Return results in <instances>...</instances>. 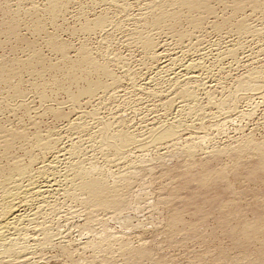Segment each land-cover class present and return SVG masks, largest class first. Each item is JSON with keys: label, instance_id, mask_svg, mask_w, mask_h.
Here are the masks:
<instances>
[{"label": "rangeland", "instance_id": "rangeland-1", "mask_svg": "<svg viewBox=\"0 0 264 264\" xmlns=\"http://www.w3.org/2000/svg\"><path fill=\"white\" fill-rule=\"evenodd\" d=\"M30 1L19 0L18 2V0H0V22H2L5 18L8 19L10 17L9 20H4L6 27H4L5 24L3 22L0 23L4 24V26L0 25V30L2 31L3 28H6V30L3 29V31H7V23L8 21L11 22V18L14 16V20H16L15 22L18 24L17 26H20L17 27V31L19 33L16 31L18 35H15V38L13 36L10 37L11 35L6 32L0 33V43L2 42L0 44V67L5 64L6 66L3 67L7 68V65H11V61L15 60L14 62L16 63L14 64L13 62V65H11V67H8H19V70L16 71L20 72L18 73V75H15V69L14 71L13 69H11V72L13 71L14 74L10 75L9 73V76H6L7 78H5L7 81L4 80L8 83L5 84L0 82V133L2 132L0 134V137L4 136V131L5 133L6 131H17L23 132L27 140V142L25 141L26 143L23 142L24 144L21 141H15L12 149L10 150L11 152L9 151L8 155L6 154L4 156L1 149L0 166L3 167L4 165V167H7L12 159H15V157L21 158L20 160H22L24 163H27V150L29 149L32 153H34V156L36 155L38 158H41L42 156L38 151L30 148V146L32 145H30L28 140L32 141L35 134L37 135L41 133L42 136L53 134L54 136L52 137H55L53 140L57 141V150L69 146L71 142L80 144L82 152L80 153L81 155L78 156L79 159L86 163V165L94 164L95 167L97 165V167L102 168L104 173L106 174L105 179L107 181V184L109 186H115L116 184H119L116 186L118 188L120 187V190L122 192H120L121 194L119 193L120 197L121 195H123L124 198H122L123 196L121 198L123 201H125L123 202L124 204L121 206V208L117 210L107 208L98 209L96 213L94 212L95 210L92 211V213L94 212L93 216L95 215L93 218V216H90L88 211H86V209L82 207L79 200L69 201V199L64 200L63 197H60L59 195V198L56 196L54 199H51V201H54L58 198L57 202L59 203L60 208L51 207L49 211L52 212L54 210V213H50L48 211L49 213L47 212V214L45 215H48V217L44 216L43 218L45 220L42 219L43 225L46 227L48 226L47 230L49 231V243L43 241V236L40 233H37L38 236L36 235L35 238L38 237L39 239L37 238L38 240L36 239V241L34 240L30 243H27V245L29 244L31 246L28 245V251L30 250L28 252V254L30 253V255L28 256L30 257V259H27L29 257H25L26 260L30 263L32 261V264H264V156L256 153L252 149H245V146H242V144L246 140H250V142L257 145H264V96H262L264 95V91L262 89L258 93L253 94L256 95L255 97L251 93H248L250 96L248 94H245L246 96H249V98L246 96H244L245 98L242 97L243 100L240 99V103H238V101L236 103V107L238 106L239 108L237 107V110L229 112V114H225L226 111H222L223 113L221 111L217 112L216 108L213 106H209V104H206L207 102L205 100V97L203 98L204 93L207 91L208 93L213 94V100L219 102L224 97L226 98V96L231 93L230 91H234V87H236L235 83L237 82V80H239L238 77L241 78L252 69L264 67V53H260L259 49L264 45V13H252L249 10H245V12H243L244 14H242L241 16L239 15L240 17L238 19H243L245 17L246 19H249V22L253 27L257 29L259 28V30L261 31L263 29V32H261V34L257 37H246L248 39H245L244 36L241 37L240 43L243 42L244 44H241L243 46H241L243 52H241L239 56L240 65H231L230 61L226 59L224 61L217 60L219 62V65L215 64L217 62V51L220 52L228 45L233 44V42L236 41L235 35L228 33L225 34L224 31H222L224 33H221V35H218V33H215V30L212 28L213 23H210V19H207L206 22L204 21L203 31L202 33H198L199 35H201L199 38L200 41H198L200 44L199 46L203 49L202 53L204 52L205 54L203 65L205 66L207 76H202L205 78H203V81H201L202 83H196V86H201L197 92V97H199L197 99V104L200 102L199 104L201 105L202 103L203 108L199 104V106L197 104L196 106L198 107V111L200 109L203 110H200L201 114H198L197 111H193L195 114L192 112V114L190 115L189 113L184 112V115L186 113V116H183V113L179 112V109L177 108V103H174V106H172V108L170 109L172 112L163 108L165 107V103L163 102L173 97L171 96L172 94L170 93V90H168L170 89V85L161 78L157 83H151V80L149 79H151V77H153L155 74L154 66H156V64L153 60L145 59L146 57L143 56L141 50L137 48V46H134L135 44H133L128 37L130 31H132V28H134V19L142 9V0H139L137 2L133 0H127L130 3V8L128 9L127 13L124 14L123 12L113 7L108 8L109 5L105 2H102L99 5V3H93L94 1L92 0H61L62 2H64L63 5H65L66 7L65 9L63 8L64 11H62L59 16H56L57 18L55 17L56 20L55 18H51L50 15H46L48 13L46 12V1L44 2V0H32V3ZM213 3L211 4L214 12L216 10L217 15H224L225 11L222 9V5H219L218 3L215 4V2ZM34 9L37 10V13H35ZM15 11H20L21 13L17 12L14 15ZM23 11L25 13L27 11V14H30V17H32V19L29 18L27 14L25 16V13ZM30 11L31 13L34 11V15H31ZM18 13L20 14L18 17H16ZM2 14H4V16ZM21 16L22 19L20 20ZM84 16L87 17L85 18ZM101 16L108 17L109 22L111 23L108 24L110 26H108L109 28L114 27L111 25H115V23L117 24L120 22L123 26V29L111 28V30L106 27V30L104 29L103 31H96L92 34L87 35L86 33L84 34V32L82 33L83 30L81 31L82 28L80 26H82L85 21H90L91 19L94 20L97 17ZM133 16L136 17L134 18ZM33 17H35L36 22L34 21ZM16 18H19V21ZM37 19L41 22H44L37 24L44 27L42 28L44 29V32H41L40 35L39 33L37 34V32H33L35 31V29H33V26H35L33 22L37 23ZM51 23H53V25ZM183 29H185V27H183ZM46 32L48 35L46 34ZM194 34L195 33H193V35ZM54 35L56 36V39L59 43L67 46L65 47V49L68 53L66 59L68 63H75V60L78 57L77 52L84 45L86 48H88L92 57H95L96 61H98L99 59L98 62L100 63H107L108 56L111 57L110 59H112V57H118L120 59V62L122 61V63H124V65L122 63L112 64L110 61L107 63L109 71L114 74V76L118 77L120 81L117 87L118 89L116 88V96H113L115 98L109 97V99L105 97L102 99V103H100L99 99L102 98V95H99L98 99L96 98L92 102L90 101L88 103V101H82L78 109H74L71 107V104L68 102V98L66 95L67 90L75 93L79 88H83L85 86V82L83 80H79L77 84L68 83L69 81L65 77V75H67V71L69 70L68 67L70 68L71 64L69 63V65L66 61H63V59L60 58L59 54L52 50L50 46H48V43L45 42V39H48L51 36L53 37ZM154 37L153 38L155 40H158L157 42H165L167 45L169 44L170 46L168 45L167 47L168 49L172 50L173 53L179 52V49H175L172 41H170V39L166 37L165 33L157 34ZM196 37L198 39L199 36ZM101 38L105 39L106 41L102 40ZM127 38L129 39V41H131L132 46ZM242 39L245 40L243 41ZM29 44H31L32 48H35L33 49V52L34 50H36V54L37 52H39V54L42 55L41 57L39 54H37L41 57V60L44 59L45 65L42 63V60L38 63L37 66H35L37 62L33 60V57H31L32 59L29 58V56L32 55V53L30 54L32 48ZM27 48H31V51ZM180 54L181 53H179V55ZM246 56H249L252 61L250 60L246 63ZM25 58H28L27 60L29 61V63L31 61V63L29 64L26 61L28 63L26 64L24 61L26 60ZM182 58L184 59V57ZM182 58L180 57L179 60L184 62ZM17 61L19 62L18 64ZM21 61H24L23 63L26 64L28 68L31 65L30 70H27L26 72V66L22 64ZM52 63L53 65H51ZM66 63L67 66H65ZM180 63L181 62H176L174 68L178 69ZM19 64H21L22 67L24 65V68H22L24 69V71L20 70L21 65ZM40 64L41 66L44 65L45 69H41L44 66L40 67ZM48 64H50L51 66L55 65L58 68H52ZM120 64L123 65L122 67L124 69L121 68ZM46 65L49 67H47ZM220 65L223 66V70L221 67V69L219 68ZM231 66L232 68H229ZM46 67L49 68V70ZM66 67L67 71H65ZM34 68H36L37 70ZM38 69L40 70L39 73H37ZM46 69L48 70V72L51 71L49 72L50 75L48 74V72H46ZM56 69H58L59 71ZM125 69H128V72H130L134 76V78H136L135 81L137 85H141L143 82L148 83L149 86H147L146 88L150 90H136L135 88L134 90L130 84V81L122 75V70ZM33 70L35 71V73ZM41 70H43V72H41ZM52 70L55 72H52ZM63 70L66 72L65 74H62L64 73ZM216 70H219L220 72ZM210 73L212 75H210ZM117 74L120 76H118ZM11 76L15 77L13 78ZM91 76L92 80H96V75ZM53 77L56 78V82L54 81L55 79ZM222 78H224L225 81ZM100 79H102V81L104 80L103 82L106 81V79L101 76ZM231 82L234 84H232ZM57 83L60 84V87L57 85ZM149 83H151L152 85ZM61 84L63 86H61ZM14 85L16 86V89L18 88L17 90H19V93L22 91V94L20 93L21 95H18L19 97L15 96L13 92H11L13 91L12 89H14ZM51 87L53 88L51 89ZM204 89L206 91H204ZM41 92L46 96V101L45 99H43L44 102L39 99ZM146 92L147 94H144ZM260 93L261 95H259ZM125 94L129 95L127 96ZM13 95L15 96V98L12 97ZM259 96L262 97L260 98ZM93 109L100 112L99 113L96 111V118H98V120L100 119L99 121H109L110 123L112 122L110 126L112 127L111 132L118 130L123 131L125 129L124 132L127 131L126 134L128 133V135L135 137L137 141L139 140V142L134 143L135 145L133 144L126 148L125 152L127 151L128 153H125L127 155L124 154V159L113 156L114 153L108 150H101L100 147L98 148V144L96 143L97 141L95 140V138H93V136L96 135L101 126H99L100 122L98 123V120L96 118L92 119V117L88 114L91 113ZM54 110H59L61 113V116H59V118H57L58 116H56L57 119L54 118ZM204 111L207 113H205ZM165 112L167 114H165ZM80 113H84L82 114L83 116L81 121L85 122L87 124L85 125L89 127H86L87 132L92 130L87 133L88 135L86 133H80L79 131H76L77 133L74 132V134L69 130L70 128L68 125V119L72 121L76 117V115H81ZM179 114H181L182 117H180L181 115ZM187 115L189 116L187 117ZM196 116L198 117L197 120ZM171 117L177 119L181 118L183 120H180L181 122L185 124L187 122L188 124H186L187 127H185V129L182 130L181 133H179L180 137L177 138L175 146H168L165 149H156L155 147H152V149L149 145L146 147H138V145H141L145 142V139L149 135V130H151L154 125L162 126V123L165 124L168 120L172 119ZM199 119L201 121H198ZM81 121L80 123H82ZM197 121L200 123V125ZM203 125L206 127H204ZM201 133L203 135H201ZM89 136L93 138V140ZM198 136L208 137H205V139H203L202 141L197 142L195 140L198 138ZM195 137L197 138L195 139ZM206 138L209 139V141ZM178 139L181 141H179ZM94 140L95 143H93ZM203 142H205L206 144ZM190 143L194 146L196 145L194 148L195 154L193 158H187L186 155L180 153L183 149L190 146ZM25 144H27L28 146H26ZM20 145L23 146L20 147ZM215 147L216 150L218 149L217 151H223V153L213 154V152H217L216 150H214ZM166 149L169 150L167 151ZM212 149L213 151H210ZM240 150H242V152L240 153L241 155L238 156L237 153ZM211 152L212 154L210 155ZM90 153L92 154V157ZM155 153L157 156L155 155ZM95 154L98 157L95 156ZM105 155L108 156V158L104 157ZM43 157L46 158L47 156L44 155ZM104 158L109 159V162H107L108 164L106 163ZM218 170H222L223 172ZM217 174L219 176L221 175L222 178L219 176V178H215L217 177L215 176ZM202 175L204 177L209 176V179L212 180L208 181V178L204 179ZM125 178H127L128 180H125L126 183L123 182V184L121 181ZM201 181L203 182V185L202 183H200ZM88 217L90 218L89 221ZM172 217L174 220H176L175 217H177V219L179 220H176L177 222L175 221L176 223H174L173 220H171ZM86 221L88 223H86ZM168 222L171 224L170 226ZM44 223H46L47 225H45ZM174 225L175 227H173ZM251 225L256 227L257 229L253 228ZM248 226L252 227L251 232L249 231L250 228ZM169 227L172 228L170 229ZM106 236H109L110 239H108L109 244L104 246L105 242L103 241V239ZM123 248H127L128 252ZM133 254H135V256H133Z\"/></svg>", "mask_w": 264, "mask_h": 264}, {"label": "bare ground", "instance_id": "bare-ground-1", "mask_svg": "<svg viewBox=\"0 0 264 264\" xmlns=\"http://www.w3.org/2000/svg\"><path fill=\"white\" fill-rule=\"evenodd\" d=\"M30 1V0H27ZM47 2V7H46V12H48L46 15H50L51 18H55L56 16H59V14L64 11L63 8L65 9V5H63L64 2H62L61 0H44V2ZM75 1V0H74ZM94 1L93 3H102L105 2L109 5L108 8L113 7L115 9H118L119 11L124 13H127L128 9L130 8L129 5V1L127 0H92ZM133 1H139V0H133ZM2 2V1H1ZM19 2V0H18ZM32 3V0L30 1ZM68 2V1H67ZM73 2V1H72ZM90 2V1H89ZM142 9L139 12V14L137 15V17L134 18V28H132V31H130L128 37L130 38V40L132 41L133 44H135L134 46H137V48H139L141 50V52L143 53V56H145V59H149V60H153L154 63L156 64V66H154L155 68V74L153 77H151V83L153 84V82H158V80L163 79L165 82H167L170 85V93L172 94L171 96H173L171 99L166 100L164 104L166 110H170L172 108V106H174V103H177V108L179 109V112L183 113V116H186V113L184 115V112H187L190 114H192L193 111H197L198 114L200 112V110L202 111L203 109H200L198 111V107L196 106L197 104V99L199 97H197V92L200 89V85L196 86V83H199L201 81H203L202 77L203 75L207 76V72L205 69V66L203 65V60L205 58V54L204 52L202 53L203 49L202 47H200L199 45V38L201 35H199L198 33H202L203 31V24L204 21L206 22L207 19H210V23H213L212 28L215 30V33L217 32L218 35L221 33H228V34H234L235 35V39L236 41L233 42V44L228 45L227 47H225V49L221 50L220 52L217 51V58L216 61L218 60H229L231 65H236L239 64V56L240 53L243 52L242 51V43H240V39L241 37H245V39L248 38H254L257 37L261 34L262 31L259 30V28H255L253 27L250 22L249 19H246L245 17L242 19H238L242 14H244L243 12H245V10H249L252 13H256V12H260L262 14V12L264 13V0H142ZM215 2L218 3L219 5H222V9L226 12H224V15H217L216 14V10L214 12L212 4ZM17 3V2H16ZM69 3V2H68ZM104 3V4H105ZM135 3V2H134ZM1 4V3H0ZM92 4V3H91ZM137 4V3H136ZM140 4V3H138ZM214 4V3H213ZM25 5V4H24ZM36 5V4H35ZM71 5V4H70ZM90 5V4H89ZM96 5V4H95ZM15 6V5H14ZM107 6V5H106ZM10 7V6H9ZM29 7V6H28ZM38 7V6H36ZM81 7V6H80ZM86 7V6H85ZM95 7V6H94ZM98 7V6H97ZM133 7V6H132ZM139 7V6H138ZM18 8V7H17ZM26 8V7H25ZM68 8V7H67ZM105 8V7H104ZM107 8V7H106ZM2 9V8H1ZM8 9V8H7ZM16 9V8H15ZM32 9V8H31ZM43 9V8H42ZM41 9V10H42ZM84 9V8H82ZM112 9V8H111ZM25 10V9H24ZM29 10V9H28ZM35 10V9H34ZM78 10V9H77ZM136 10V9H135ZM32 11V10H31ZM30 11V13H31ZM39 11V10H38ZM67 11V10H66ZM80 11V10H79ZM104 11V10H103ZM108 11V10H107ZM106 11V12H107ZM20 12V11H17ZM15 11L14 15L17 13ZM24 12V11H23ZM34 12V11H33ZM33 12L31 13V15H34ZM109 12V11H108ZM117 12V10H116ZM131 12V11H130ZM221 12V13H223ZM4 13V12H3ZM21 13V12H20ZM16 15V17L19 16V14ZM25 13V12H24ZM23 13V14H24ZM29 13V12H28ZM35 13H37V10H35ZM83 13V12H82ZM250 13V14H252ZM13 14V13H12ZM27 14V11L25 13V16ZM84 14V13H83ZM104 14V12H103ZM113 14V13H111ZM122 14V13H121ZM130 14V13H129ZM127 14V15H129ZM246 14V13H245ZM4 16V14H2ZM13 15V16H14ZM108 15V14H107ZM116 15V14H115ZM114 15V16H115ZM118 15V14H117ZM131 15V14H130ZM240 15V16H239ZM257 15V14H256ZM264 15V14H263ZM24 16V15H23ZM27 16H29V18L32 19V17H30V14H27ZM36 16V14H35ZM39 16V15H37ZM64 16V15H63ZM100 16V15H99ZM244 16V15H243ZM7 17V16H6ZM15 17V16H14ZM11 18V22L8 21V29L7 31H3V29L6 30V28H3L2 31L0 30V33H8L9 35H11L10 37H14L15 35H18L16 33L17 31V26L18 24L15 22L16 20H14L15 18ZM48 17V16H47ZM85 17V16H84ZM87 17V16H86ZM85 17V18H86ZM110 17V16H109ZM117 17V16H116ZM130 17V16H129ZM248 17V16H247ZM257 17V16H256ZM10 18V17H9ZM6 19V20H9ZM28 18V17H27ZM34 21H35V17ZM39 18V17H38ZM57 18V17H56ZM55 18V20H56ZM59 18V17H58ZM84 18V19H85ZM114 18V17H113ZM112 18V19H113ZM122 18V17H121ZM127 18V17H124ZM4 19V20H5ZM17 20L19 18H16ZM22 19V16L20 18V20ZM24 19V18H23ZM79 19V18H78ZM94 19V18H93ZM117 19V18H116ZM264 19V18H263ZM4 20L2 21L4 23ZM38 20V19H37ZM52 20V19H51ZM50 20V21H51ZM83 20V19H82ZM92 20V19H91ZM85 21V23L80 26L82 29V33L84 32V34L86 33L88 34H92L95 33L96 31H103L106 27L109 28L110 26L108 24H111L109 22L108 17H97L96 19L92 20V21ZM119 20V19H118ZM131 20V19H130ZM19 21V20H18ZM33 21V20H32ZM40 21V20H38ZM35 23V26H33V29H35V31L33 32H37V34L41 32H44L41 25H37L40 23H44V22H38ZM113 21V20H112ZM0 22V23H2ZM10 22V23H9ZM26 22V21H25ZM54 22V21H53ZM217 22V23H216ZM21 23V22H20ZM32 23V22H31ZM55 23V22H54ZM5 24V23H4ZM4 24H0L3 25ZM26 24V23H24ZM53 25V23H51ZM123 24V23H122ZM23 25V24H22ZM43 25V24H42ZM56 25V24H55ZM81 25V23H80ZM209 25V24H208ZM2 26V27H3ZM109 26V27H108ZM114 27L111 28H115V29H120L123 26L121 25V23H115V25H111ZM6 27V24L5 26ZM125 27V26H124ZM183 27H185V29H183ZM1 28V27H0ZM109 28V29H111ZM32 29V28H30ZM123 29V28H122ZM261 29V27H260ZM20 30V29H19ZM106 30V29H105ZM112 30V29H111ZM130 30V29H129ZM121 31V30H120ZM119 31V32H120ZM224 31V32H222ZM18 32V31H17ZM105 32V31H104ZM206 32V31H205ZM19 33V32H18ZM127 33V32H126ZM164 34L166 35L167 38L170 39V41H172L173 45L175 46V49H179L178 53H173L172 50L168 49V45L165 42H157L158 40H155L156 38L154 37L157 34ZM193 33L198 34V35H193ZM7 34V35H8ZM45 34V33H44ZM47 34V32H46ZM110 34V33H109ZM123 34V33H121ZM212 34V33H211ZM1 35V34H0ZM6 35V34H3ZM8 35V36H9ZM48 35V34H47ZM82 35V34H81ZM97 35V34H96ZM217 35V34H216ZM43 36V35H42ZM55 36V35H54ZM54 36L49 37L48 39H45V42L48 43V46H50V48L52 50H54L56 53L59 54L60 58L63 59V61H66L67 59V50L65 49V47H67L66 45L64 46L63 44L59 43L56 39V36L54 38ZM90 36V35H89ZM110 36V35H109ZM196 36H199L198 39ZM205 36V35H204ZM84 37V36H83ZM105 37V36H104ZM107 37V36H106ZM155 39H154V38ZM165 37V36H164ZM248 37V38H246ZM262 37V35H261ZM7 38V36H6ZM15 38V37H14ZM43 38V37H42ZM94 38V37H93ZM259 38V37H258ZM256 38V39H258ZM4 39V38H3ZM85 39V38H83ZM102 39V38H101ZM125 39V38H124ZM128 39V38H127ZM167 39V40H169ZM194 39V40H193ZM234 39V40H235ZM244 39V40H245ZM14 40V39H13ZM16 40V39H15ZM18 40V39H17ZM22 40V39H21ZM47 40V41H46ZM88 40V39H87ZM104 41H106L105 39H102ZM101 40V41H102ZM110 40V39H108ZM107 40V41H108ZM199 40V41H198ZM206 40V39H205ZM243 40V39H242ZM243 40V41H244ZM252 40V39H250ZM260 40V39H259ZM10 41V40H9ZM86 41V40H85ZM99 41V42H101ZM118 41V40H117ZM129 41V39H128ZM131 41L130 44H131ZM256 41V40H254ZM17 42V41H16ZM19 42H20V38H19ZM202 42V41H201ZM207 42V41H206ZM252 42V41H251ZM2 43V42H1ZM0 43V44H1ZM5 43V42H3ZM22 43V42H21ZM212 43V42H211ZM89 44V43H88ZM104 44V43H103ZM205 44V43H204ZM210 44V43H209ZM208 44V45H209ZM244 44V43H243ZM259 44V43H258ZM31 47V44H29ZM28 45V46H29ZM101 45V44H100ZM107 45V44H106ZM115 45V44H114ZM126 45V44H125ZM221 45V44H219ZM218 45V46H219ZM248 45V44H247ZM34 46V45H33ZM105 46V45H104ZM132 46V44H131ZM170 46V45H169ZM242 46V47H241ZM1 47V45H0ZM88 47V46H87ZM100 47V46H99ZM102 47V46H101ZM106 47V46H105ZM209 47V46H208ZM32 48V47H31ZM30 48V49H31ZM37 48V47H36ZM49 48V49H50ZM79 48V47H78ZM108 48V47H107ZM110 48V47H109ZM170 48V47H169ZM216 48V47H215ZM219 48V47H218ZM28 49V48H27ZM28 49V50H30ZM30 52V54L32 53L31 56H29V58L33 57L34 61H36V65H38L39 62H41L44 64V59H40L42 57V55L39 54V52H37L36 54V50H34L33 52ZM102 49V48H101ZM106 49V48H105ZM220 49V48H219ZM218 49V50H219ZM260 49V53H264V45L259 48ZM27 50V51H28ZM50 50V51H52ZM104 50V49H103ZM207 50V49H206ZM204 50V51H206ZM210 50V49H209ZM246 50V48H245ZM251 50V49H250ZM255 50V49H254ZM26 51V52H27ZM100 51V50H99ZM177 51V50H176ZM249 51V49H248ZM93 52V51H92ZM101 52V51H100ZM109 52V51H108ZM116 52V51H114ZM255 52V51H254ZM258 52V51H257ZM71 53V52H70ZM99 53V52H98ZM103 53V52H102ZM141 53V55H142ZM179 53H181L179 55ZM246 53V52H245ZM256 53V52H255ZM259 53V54H260ZM42 54V53H41ZM78 57L75 60V63H70L71 66L70 68L68 67V71H67V67L65 68V71H67V75H65V77L68 79V83L70 84H77V82L79 80H83L85 82V86L83 88H79L77 90V92H71L67 90V98H68V102L71 104L72 108H77L80 106L82 101H88V103L93 100H95L96 98L98 99L99 95H102V98L99 99V102L102 103V99L107 97H113L116 96V88L118 87L119 84V78L114 76V74H112L109 71V67H108V62L110 61L112 64L113 63H122V61L120 62V59L118 57H115L112 59H110L111 57L107 58V63H100L98 61L95 60V57L93 58L91 53L89 52L88 48L84 46H82L78 52ZM105 54V53H104ZM111 54V53H110ZM115 54V53H114ZM119 55V54H118ZM116 55V56H118ZM211 55V54H210ZM243 55V54H241ZM106 56V57H107ZM112 56V55H111ZM142 56V57H143ZM207 56V55H206ZM214 56V57H216ZM27 57V56H26ZM121 57V56H119ZM184 57V59L182 58L183 61H180L179 58ZM245 57V56H244ZM243 57V58H244ZM260 57V56H259ZM44 58V57H43ZM98 58V57H97ZM137 58V57H136ZM242 58V57H241ZM255 58V57H254ZM26 59V58H25ZM28 59V58H27ZM24 60L26 64L29 63L28 60ZM32 59V58H31ZM30 59V60H31ZM58 59V58H57ZM70 59V58H69ZM109 59V60H108ZM123 59V58H122ZM54 60V59H53ZM106 60V59H105ZM242 60V59H241ZM251 59L249 56H246L245 58V62H249ZM254 60V59H253ZM15 60L11 61V65H13L12 63ZM21 61L22 64H24ZM28 63H27V62ZM71 61V60H70ZM125 61V60H124ZM123 61V62H124ZM130 61V60H129ZM215 61V62H216ZM216 62V65H219V62ZM222 61V63H223ZM252 61V60H251ZM2 62V61H1ZM52 62V61H51ZM56 62V61H55ZM68 63V61H66ZM176 62H181L179 64V68L175 69L174 66L176 65ZM210 62V61H209ZM241 62V61H240ZM9 63V62H8ZM16 62H14L15 64ZM19 62L17 61V64ZM31 63V61H30ZM29 63V64H30ZM34 63V64H35ZM41 63V64H42ZM50 63V62H49ZM57 63V62H56ZM60 63V62H59ZM63 63V62H62ZM67 63L65 66H67ZM68 63V64H69ZM138 63V62H137ZM140 63V62H139ZM147 63V62H146ZM150 63V62H149ZM148 63V64H149ZM208 63V62H207ZM1 64V63H0ZM7 64V63H6ZM26 64H24L26 66ZM33 64V61H32ZM41 64L39 65L40 67L44 66ZM69 64V65H70ZM124 65V63H122ZM121 65V68H123ZM135 64V63H134ZM229 64V65H230ZM11 65H7L5 64L3 66H1L0 68V82L2 83H8L5 82L7 81L5 78H7L6 76L14 74L13 71L15 69V75H18V73L16 70H19L16 65L15 67L17 68H9L8 66L11 67ZM21 65V64H19ZM24 65L22 67L21 65V69L24 68ZM49 66L53 65V63ZM61 65V64H60ZM68 65V66H69ZM119 65V66H120ZM130 65V64H129ZM139 65V64H138ZM151 65V64H150ZM208 65V64H207ZM222 65V64H221ZM219 66V68L223 67V66ZM226 65V64H225ZM240 65V64H239ZM264 65V64H263ZM47 66V65H46ZM47 66V67H49ZM127 66V65H125ZM124 66V67H125ZM148 66V65H147ZM146 66V67H147ZM178 66V65H177ZM238 66V65H237ZM249 66V65H248ZM13 67V66H12ZM31 65L29 66V68L26 66L25 71L27 72V70H30ZM46 67V68H47ZM56 67L54 66H51ZM113 67V66H112ZM117 67V65H116ZM150 67V66H149ZM153 67V66H152ZM209 67V66H208ZM218 67V66H217ZM235 67V66H234ZM253 67V66H251ZM39 68V67H38ZM58 68V67H56ZM120 68V69H121ZM128 68V67H127ZM132 68V67H131ZM134 68V67H133ZM220 68V69H221ZM229 68H232L229 67ZM11 69H13V71L11 72ZM33 69V66H32ZM36 69V68H34ZM41 69H45V66ZM49 70V68H47ZM46 69V72H48V70ZM124 69V68H123ZM129 69V68H128ZM128 69L122 70L123 71V76L125 78H127L130 81V84L132 86V88L138 90H150L147 89L146 87L149 86L148 83H142L141 85H137L134 76L128 72ZM251 69V68H250ZM37 70V69H36ZM51 70V68H50ZM58 70V69H56ZM62 70V69H61ZM148 70V69H147ZM211 70V69H209ZM215 70V69H214ZM223 70V68H222ZM229 70V69H228ZM32 71V70H31ZM30 71V72H31ZM34 71V70H33ZM59 71V70H58ZM64 71V70H63ZM64 71L65 74L66 72ZM131 71V69H130ZM137 71V70H136ZM153 71V70H152ZM208 71V70H207ZM219 71V70H216ZM17 72V74H16ZM29 72V71H28ZM37 72V71H36ZM40 70L38 69L39 73ZM41 72H43V70H41ZM51 72V71H49ZM48 72V74H49ZM52 72H55L52 70ZM147 72V71H145ZM220 72V71H219ZM247 72V71H246ZM23 73V72H22ZM35 73V71H34ZM33 73V74H34ZM57 73V72H56ZM55 73V74H56ZM61 73V72H60ZM151 73V72H150ZM31 74V73H30ZM41 74V73H40ZM54 74V76H55ZM141 74V73H140ZM218 74V73H217ZM235 74V73H234ZM50 75V74H49ZM53 75V73H52ZM91 75H96L97 78L96 80H92V76ZM118 75V74H117ZM135 75V74H134ZM210 75H212L210 73ZM226 75V74H225ZM228 75V74H227ZM39 76V75H36ZM41 76V75H40ZM100 76L105 78L106 81L103 82L102 79H100ZM120 76V75H118ZM136 76V75H135ZM163 76V77H161ZM13 77V76H11ZM10 77V78H11ZM15 77V76H14ZM13 77V78H14ZM64 77V76H63ZM231 77V76H230ZM235 77V76H234ZM54 81L56 82V78L53 77ZM218 78V77H217ZM239 80H237V82L235 83L236 87H234V91H230L231 93H229L226 98L222 97L223 99H221L219 102L213 100V94L208 93L205 89L204 91H206L204 93L203 98L205 97L206 100V104H209V106H213L216 108V111H226L225 114H229V112L235 111L238 108L236 107V103L240 99H242V97L246 96L245 94H256L259 91H261L263 89L264 91V67L263 68H256V69H252L251 71L247 72L244 76H242L241 78L238 77ZM237 78V79H238ZM205 79V78H204ZM213 79V78H212ZM224 80V78H222ZM5 80V81H4ZM59 81V80H57ZM144 81V80H143ZM148 81V80H147ZM208 81V80H207ZM216 81V79H215ZM225 81V80H224ZM235 81V80H233ZM67 82V81H66ZM82 82V81H81ZM141 82V81H140ZM218 82V81H217ZM1 83V84H2ZM59 83V82H58ZM57 85L60 87V84ZM149 83V84H151ZM160 83V82H159ZM202 83V82H201ZM205 83V82H204ZM213 83V82H212ZM232 83V82H231ZM54 84V83H53ZM63 84V83H62ZM61 84V86H63ZM65 84V83H64ZM129 84V83H128ZM151 84V85H152ZM195 84V85H194ZM215 84V83H214ZM222 84V83H221ZM234 84V83H232ZM42 85V84H41ZM51 85V84H50ZM68 85V84H67ZM122 85V84H121ZM158 85V84H157ZM202 85V84H201ZM226 85V84H225ZM5 86V85H4ZM40 86V85H39ZM56 86V85H54ZM79 86V85H78ZM203 86V85H202ZM205 86V84H204ZM211 86V84H210ZM222 86V85H221ZM234 86V85H233ZM8 87V86H7ZM6 87V88H7ZM12 87V86H11ZM16 86L14 85V89H12L13 94L15 96L21 95L22 91L19 93V90H17L15 88ZM41 87V86H40ZM39 87V88H40ZM43 87V86H42ZM58 87V88H59ZM73 87V86H72ZM81 87V86H80ZM165 87V86H164ZM163 87V88H164ZM168 87V86H167ZM208 87V86H207ZM215 87V85H214ZM53 87H51L52 89ZM57 88V87H56ZM120 88V87H119ZM131 88V87H130ZM154 88V87H152ZM156 88V86H155ZM160 88V87H159ZM158 88V89H159ZM228 88V87H226ZM231 88V87H230ZM229 88V89H230ZM70 89V88H69ZM75 89V88H74ZM77 89V88H76ZM118 89V88H117ZM134 89V90H135ZM161 89V88H160ZM203 89V88H202ZM201 89V90H202ZM214 89V88H213ZM221 89V88H220ZM223 89V88H222ZM225 89V88H224ZM228 89V90H229ZM232 89V88H231ZM37 90V89H36ZM130 90V89H129ZM139 90V91H140ZM216 90V89H215ZM219 90V89H218ZM226 90V89H225ZM224 90V91H225ZM10 91V90H9ZM57 91V90H56ZM63 91V90H62ZM66 91V90H65ZM138 91V92H139ZM144 91V92H145ZM164 91V90H163ZM203 91V92H204ZM217 91V90H216ZM220 91V90H219ZM38 92V91H37ZM44 92V91H43ZM64 92V91H63ZM62 92V93H63ZM151 92V91H150ZM159 92V91H158ZM202 92V93H203ZM213 92V91H212ZM215 92V91H214ZM218 92V91H217ZM65 93V92H64ZM220 93V92H219ZM262 93V92H261ZM261 93L259 95H261ZM10 94V93H9ZM130 94V93H129ZM128 94V95H129ZM144 94H147L144 93ZM143 94V95H144ZM149 94V92H148ZM166 94V93H165ZM201 94V93H200ZM248 94V95H249ZM1 95V94H0ZM12 96L15 98V96ZM127 95V94H125ZM127 95V96H128ZM136 95V94H134ZM156 95V94H155ZM220 95V94H219ZM10 96V95H9ZM23 96V95H22ZM154 96V95H153ZM160 96V95H158ZM167 96V95H166ZM169 96V95H168ZM170 96V97H171ZM250 96V95H249ZM249 96H246L249 98ZM254 97L256 95H253ZM264 96V95H262ZM261 96V97H262ZM19 97V96H18ZM45 95L41 92L39 99L42 100L44 102L43 99H45ZM101 97V96H100ZM118 97V96H117ZM126 97V96H125ZM260 97V96H259ZM260 97V98H261ZM66 98V99H67ZM115 98V97H113ZM121 98V97H120ZM131 98V97H130ZM167 98V97H166ZM245 98V97H244ZM253 98V97H252ZM258 98V97H257ZM8 99V98H7ZM21 99V98H20ZM25 99V98H24ZM110 99V98H109ZM118 99V98H117ZM122 99V98H121ZM126 99V98H125ZM146 99V98H145ZM201 99V98H200ZM251 99V98H250ZM256 99V98H255ZM6 100V99H3ZM243 100V99H242ZM261 100V99H260ZM12 101V100H11ZM38 101V100H37ZM46 101V99H45ZM67 101V100H66ZM105 101V100H104ZM123 101V100H122ZM200 101V100H199ZM48 102V101H47ZM65 102V103H68ZM98 102V101H97ZM113 102V101H112ZM125 102V101H124ZM159 102V101H158ZM162 102V101H161ZM202 102V101H201ZM245 102V101H244ZM248 102V101H247ZM40 103V101H39ZM95 103V102H94ZM105 103V102H104ZM161 103V104H163ZM200 103V102H199ZM198 103V104H199ZM264 103V101H263ZM42 104V103H41ZM84 104V102H83ZM108 104V103H107ZM197 104V105H198ZM45 105V104H44ZM68 105V104H67ZM94 105V104H93ZM98 105V104H97ZM200 105V104H199ZM198 105V106H199ZM239 105V104H238ZM253 105V104H252ZM58 106V105H57ZM62 106V105H61ZM91 106V105H90ZM103 106V105H102ZM176 106V105H175ZM203 108V104L201 103L200 105ZM206 106V105H205ZM15 107V106H14ZM60 107V106H59ZM96 107V106H95ZM94 107V108H95ZM100 107V106H99ZM208 107V106H207ZM241 107V106H240ZM44 108V107H43ZM58 108V107H56ZM85 108V107H84ZM200 108V107H199ZM47 109V108H46ZM82 109V108H81ZM104 109V108H103ZM164 109V110H165ZM209 109V108H208ZM56 110V109H55ZM54 110V111H55ZM60 110V109H59ZM57 110L54 113L55 115V119L59 118V116H61L60 111ZM47 111V110H45ZM53 111V110H52ZM81 111V110H80ZM93 111V112H92ZM91 111V113H88L92 119L96 118V111L95 109H93ZM101 111V110H100ZM171 111V110H170ZM178 111V110H177ZM176 111V112H177ZM78 112V111H77ZM84 112V111H83ZM99 112V111H97ZM102 112V111H101ZM172 112V111H171ZM175 112V111H174ZM178 112V113H179ZM205 112V111H204ZM216 112V113H217ZM220 112V113H221ZM244 112V111H243ZM52 113V112H51ZM64 113V112H62ZM100 113V112H99ZM162 113V112H161ZM194 113V112H193ZM207 113V112H205ZM219 113V114H220ZM223 113V112H222ZM221 113V114H222ZM239 113V112H238ZM246 113V112H245ZM244 113V115H245ZM248 113V112H247ZM250 113V112H249ZM78 114V113H77ZM81 114V113H80ZM84 114V113H82ZM76 115V117L71 121L68 119L69 121V130L71 132H76L79 131L80 133H88L90 131L87 132V127L85 122H82V116L83 115ZM110 114V113H109ZM165 114H167L165 112ZM195 114V113H194ZM220 114V115H221ZM233 114V113H232ZM169 115V114H168ZM175 115V114H174ZM181 115V114H179ZM187 115V117L189 116ZM242 115V113H241ZM56 116H58L56 118ZM66 116V115H65ZM108 116V115H107ZM173 116V115H172ZM200 116V115H198ZM202 116V115H201ZM209 116V115H208ZM213 116V115H212ZM211 116V117H212ZM223 116V115H222ZM227 116V115H226ZM67 117V116H66ZM99 117V116H97ZM160 117V116H159ZM178 117V116H177ZM182 117V115L180 116ZM194 117V116H193ZM197 117V116H196ZM195 117V118H196ZM203 117V116H202ZM219 117V116H218ZM103 118V117H102ZM107 118V117H106ZM111 118V117H110ZM119 118V117H118ZM172 118V117H171ZM205 118V117H204ZM225 118V117H224ZM63 119V118H62ZM98 120V118H96ZM152 119V118H151ZM179 119V118H178ZM177 118H172L171 120H168L165 124L162 123V126H155L149 130L150 132L149 135L147 136V138L145 139L144 143H140L141 145H138V147H146V146H151L155 147L156 149H162V148H166V147H170V146H175L176 144V140L179 136V133L182 132V130L185 129L186 124L181 122L183 121L181 118L178 120ZM193 119V118H192ZM191 119V120H192ZM198 119V117L196 118V120ZM202 119V118H201ZM223 119V118H222ZM226 119V118H225ZM67 120V118H66ZM91 120V119H90ZM96 120V121H97ZM100 120V119H99ZM97 121L101 126L99 128V131L96 133V135L93 136V138H95V140L97 141L96 143L98 144V148L100 147L101 150H108L113 154V156H116L117 158H123L125 155V153H128L127 151L125 152L126 148H128L130 145H133L136 142H139V140L137 141V139H135V137H132L131 135H128V133L126 134V132H124V130H118V131H114L111 132V123L109 121ZM181 120V121H180ZM195 120V121H196ZM207 120V119H206ZM227 120V119H226ZM230 120V119H229ZM34 121V120H33ZM66 121V122H68ZM80 121L82 123H80ZM92 121V120H91ZM114 121V120H113ZM198 121H201L200 119ZM197 121V122H198ZM192 122V121H191ZM205 122V121H204ZM223 122V121H222ZM229 122V121H228ZM231 122V121H230ZM34 123V122H33ZM97 123V124H98ZM117 123V122H116ZM189 123V122H188ZM227 123V122H226ZM86 124V125H85ZM185 124V125H184ZM198 124L200 125V123L198 122ZM220 124V123H219ZM225 124V123H224ZM116 125V124H115ZM126 125V124H125ZM124 125V126H125ZM188 125V124H187ZM193 125V124H192ZM214 125V124H213ZM212 125V126H213ZM119 126V125H118ZM117 126V127H118ZM190 126V124H189ZM188 126V127H189ZM204 126V125H203ZM67 127V125H66ZM87 127V128H86ZM93 127V125H92ZM193 127V126H192ZM190 127V128H192ZM206 127V126H204ZM221 127V126H220ZM223 127V126H222ZM10 128V127H9ZM96 128V127H95ZM120 128V127H119ZM147 128V127H146ZM199 128V127H198ZM203 128V127H202ZM219 128V127H218ZM217 128V129H218ZM66 129V128H65ZM207 129V128H204ZM222 129V128H221ZM68 130V129H67ZM97 130V129H96ZM213 130V129H212ZM211 130V131H212ZM220 130V129H219ZM20 131V130H19ZM57 131V130H56ZM201 131V130H200ZM210 131V130H208ZM64 132V131H63ZM187 132V131H186ZM216 132V131H215ZM220 132V131H219ZM2 133V132H1ZM0 133V134H1ZM25 133V132H24ZM38 133V132H37ZM55 133V132H54ZM77 133V132H76ZM92 133V132H91ZM147 133V134H148ZM207 133V132H206ZM211 133V132H210ZM41 134V133H40ZM35 134V136H33V140H28L30 145V148L36 150L39 152V154L43 157L44 155L47 156L46 158L42 157L38 158L36 155L34 156V153H32L29 150L27 155H28V161L27 163H24L22 160H20L21 158H13L12 161L10 162V164L6 167H1L0 166V264H32L29 261L26 260L25 257H29L28 255H30V253L28 254V245L27 243H30L32 241H36L35 238L37 233H40L43 236V241H46L49 243L48 239L49 238V231L47 230L48 226H44L42 223V219H44L43 217L47 214V212L51 209V207H59V203L57 202L59 196L63 197V199H69L73 200V201H77L79 200L82 207L86 209V211H88L89 215L93 216V213L96 211H98V209H107V208H112V209H119L121 208V206L124 204L122 200V198H124L123 195L120 194L122 193L120 190V187L118 188L116 185L115 186H109L107 184V181L105 179V173L103 171L102 168L100 167H95V165L93 164H89L86 165V163H84L83 161H81L79 159V155H81L80 153L82 152L81 149V145L78 143H72L69 146L63 147L62 149H56V140H53L55 137L53 134H47L45 136H42V134ZM57 134V133H56ZM60 134V133H59ZM70 134V133H69ZM68 134V135H69ZM75 134V133H74ZM3 137H0V150L2 151V154L5 156L6 154L8 155L9 151L12 149V146L14 145L15 141H21L22 143H26L27 140L23 134V132H13V131H5L3 132ZM27 135V134H26ZM32 135V134H31ZM34 135V134H33ZM63 135V134H62ZM80 135V134H79ZM84 135V134H83ZM88 135V134H87ZM91 135V134H90ZM146 135V133H145ZM200 135V134H199ZM201 135H203L201 133ZM209 135V134H208ZM74 136V135H72ZM71 136V137H72ZM194 136V135H192ZM61 137V136H60ZM59 137V138H60ZM79 137V136H78ZM90 137V136H89ZM208 137V136H205ZM204 136L202 137H195V141H202L203 139H205ZM214 137V136H213ZM62 138V137H61ZM68 138V137H67ZM91 138V137H90ZM89 138V139H90ZM93 138H91L93 140ZM142 138V136H141ZM190 138V137H189ZM75 139V138H74ZM81 139V138H80ZM88 139V138H86ZM90 139V140H91ZM140 139V138H139ZM185 139V138H184ZM207 139V138H206ZM95 140L93 143H95ZM142 140V139H141ZM140 140V141H141ZM179 140V139H178ZM192 140V138H191ZM209 141V139H207ZM26 141V142H25ZM82 141V140H81ZM85 141V140H84ZM181 141V140H179ZM178 141V142H179ZM194 141V142H195ZM244 141V140H243ZM242 141V142H243ZM92 142V141H91ZM188 142V141H187ZM193 142V143H194ZM23 143V144H24ZM60 143V142H59ZM80 143V142H79ZM205 143V142H203ZM202 143V144H203ZM28 144V143H27ZM27 144H25L26 146H28ZM58 144V143H57ZM61 144V143H60ZM82 144V143H81ZM88 144V142H87ZM96 144V145H97ZM180 144V143H179ZM191 144V143H190ZM188 144V145H190ZM198 144V143H196ZM206 144V143H205ZM210 144V143H209ZM62 145V144H61ZM135 145V144H134ZM137 145V144H136ZM183 145H187V144H183ZM208 145V144H207ZM23 145H20V147ZM93 146V145H92ZM95 146V145H94ZM196 146V145H195ZM194 145H190L188 147H186L185 149L182 150V152L184 155L187 156V158H193L194 156ZM203 146V145H202ZM242 146H245V149H252L253 151H255L256 153L264 156V145H257L255 143L250 142V140H246L244 141V143L242 144ZM17 147V145H16ZM61 147V146H60ZM91 147V146H90ZM89 147V148H90ZM179 147V146H178ZM181 147V146H180ZM199 147V145H198ZM201 147V146H200ZM209 147V146H208ZM135 148V147H133ZM132 148V149H133ZM205 148V147H204ZM18 149V148H17ZM23 149V148H22ZM99 149V150H100ZM138 149V148H137ZM136 149V150H137ZM150 149V148H149ZM153 149V148H152ZM171 149V148H170ZM181 149V148H180ZM220 149V148H219ZM15 150V149H14ZM13 150V151H14ZM94 150V149H92ZM100 150V151H101ZM135 150V149H134ZM167 150V149H166ZM165 150V151H166ZM169 150V149H168ZM167 150V151H168ZM177 150V149H176ZM216 150V147L215 149ZM218 150V149H217ZM216 150V151H217ZM244 150V149H242ZM242 150L238 151L237 155H241L240 153L242 152ZM91 151V150H90ZM98 151V150H97ZM146 151V150H144ZM143 151V153H144ZM158 151V150H156ZM210 151H213L210 150ZM11 152V151H10ZM35 152V151H34ZM87 152V151H86ZM102 152V151H101ZM177 152V151H175ZM207 152V151H206ZM111 153V154H112ZM142 153V152H140ZM161 153V152H160ZM173 153V152H172ZM219 153H223V151H217V152H213V154H219ZM91 154V153H90ZM94 154V153H93ZM109 154V153H108ZM125 154V155H124ZM154 154V153H153ZM162 154V153H161ZM178 154V153H177ZM212 154V152L210 153V155ZM24 155V154H23ZM156 155V153H155ZM170 155V154H169ZM86 156V155H85ZM90 156V155H89ZM95 156H97L95 154ZM142 156V155H141ZM140 156V157H141ZM157 156V155H156ZM218 156V155H215ZM214 156V157H215ZM1 157V156H0ZM10 157V156H9ZM8 157V158H9ZM14 157V156H13ZM18 157V156H17ZM92 157V154H91ZM98 157V156H97ZM103 157V155H102ZM106 158H108V156H104ZM185 157V156H184ZM94 158V157H93ZM116 158V159H117ZM186 158V157H185ZM102 159V158H101ZM105 159V158H104ZM124 159V158H123ZM127 159V158H125ZM142 159V158H141ZM27 160V159H26ZM83 160V159H82ZM91 160V159H90ZM111 160V159H110ZM113 160V158H112ZM194 160V159H193ZM93 161V160H92ZM106 163L109 162V159H105ZM122 161V160H121ZM131 161V160H130ZM142 161V160H141ZM192 161V160H191ZM118 162V161H117ZM124 162V161H123ZM89 163V160H88ZM114 163V162H113ZM121 163V162H120ZM126 163V162H125ZM3 164V163H2ZM102 164V163H101ZM105 164V163H104ZM108 164V163H107ZM112 164V163H111ZM62 166V167H58V166ZM117 165V164H116ZM132 165V164H131ZM191 165V164H189ZM35 167V168H34ZM110 167V166H109ZM61 168V169H59ZM135 169V168H134ZM133 170V169H132ZM136 170V169H135ZM130 171V170H129ZM218 171H222V170H218ZM188 172V170H187ZM215 172V170H214ZM223 172V171H222ZM114 173V172H113ZM206 173V172H205ZM217 173V172H216ZM219 173V172H218ZM109 174V173H108ZM128 174V173H127ZM135 174V173H134ZM207 174V173H206ZM210 174V173H209ZM200 175V174H199ZM125 176V175H124ZM131 176V175H130ZM129 176V177H130ZM203 176V175H202ZM201 176V178H202ZM206 176V175H205ZM208 176V175H207ZM212 176V175H211ZM217 176V177H215ZM215 178H219L221 177V175L219 176L218 174L215 175ZM219 176V177H218ZM128 177V175H127ZM123 178V177H122ZM203 178L207 179L208 181L209 176L208 177H204ZM202 178V179H203ZM213 178V177H212ZM222 178V177H221ZM200 179V180H202ZM203 179V181H204ZM118 180V179H117ZM125 180H128L127 178L123 179L121 182L126 183ZM212 180V179H211ZM210 180V181H211ZM199 181V180H198ZM207 182V181H206ZM205 182V183H206ZM117 183V182H116ZM120 183V184H122ZM123 183V184H124ZM200 183L203 182L201 181ZM121 186V185H120ZM129 187V186H128ZM121 192V193H120ZM120 193V194H119ZM59 195V196H58ZM58 197L56 200H52L55 197ZM62 199V198H61ZM62 199V200H63ZM163 199V198H162ZM161 200V199H160ZM163 201V200H162ZM65 202V201H64ZM164 202V201H163ZM166 202V200H165ZM80 205V204H79ZM61 206V205H60ZM56 208V209H57ZM60 208V207H59ZM68 208V207H67ZM82 208V209H83ZM55 209V211H56ZM72 209V208H71ZM97 209V210H96ZM53 210V209H52ZM62 210V209H61ZM95 210V211H94ZM109 210V209H108ZM54 211V210H53ZM52 211V212H53ZM66 211V210H65ZM91 211V212H90ZM92 211H94L92 213ZM100 211V210H99ZM50 212V211H49ZM48 212V213H49ZM50 212V213H52ZM264 212V211H263ZM54 213V212H53ZM86 213V212H85ZM84 213V214H85ZM98 214V213H97ZM87 215V214H86ZM95 216V215H94ZM93 216V218H94ZM177 216V215H176ZM45 217H48L45 216ZM53 217V216H52ZM86 217V216H85ZM176 220L177 217H175ZM89 217H88V221H89ZM45 220V219H44ZM174 223H176L177 221L172 219ZM170 220V221H171ZM92 221V220H91ZM176 221V222H175ZM44 222V221H43ZM172 222V221H171ZM86 223H88L86 221ZM45 225H47L46 223H44ZM169 226L171 225L168 222ZM178 224V223H177ZM256 224V223H255ZM173 225V223H172ZM176 225V224H175ZM175 225L173 227H175ZM257 225V224H256ZM252 226V225H251ZM249 227V231L251 232V228H256L254 226ZM53 227V226H52ZM247 227V226H244ZM50 228V226H49ZM170 229L172 227H169ZM244 229V228H243ZM257 229V228H256ZM51 230V228H50ZM253 230V229H252ZM243 231V230H242ZM248 231V230H247ZM246 231V233H247ZM249 234V233H248ZM38 236V235H37ZM41 236V237H42ZM244 236V235H243ZM40 237V236H39ZM39 239V238H38ZM37 239V240H38ZM110 237L106 236L103 241L105 242L104 246L109 244V240ZM42 240V238H41ZM102 241V242H103ZM39 244V243H38ZM37 245V242H36ZM31 246V245H29ZM33 249V248H32ZM120 249V248H119ZM124 250H127V248H123ZM121 249V250H123ZM32 251V250H31ZM104 252V251H103ZM128 254V253H127ZM133 256H135V254H133ZM36 257V255H35ZM34 257V258H35ZM27 259H30L27 258ZM35 261V260H34ZM40 261V260H39Z\"/></svg>", "mask_w": 264, "mask_h": 264}]
</instances>
